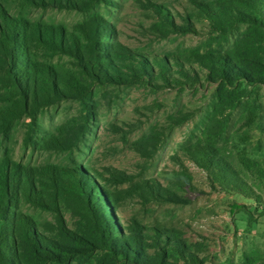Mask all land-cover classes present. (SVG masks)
<instances>
[{"label": "rangeland", "instance_id": "obj_1", "mask_svg": "<svg viewBox=\"0 0 264 264\" xmlns=\"http://www.w3.org/2000/svg\"><path fill=\"white\" fill-rule=\"evenodd\" d=\"M218 1L93 0L88 11L74 12L25 8L16 0H0L13 17L69 30L100 16L111 30L103 41L150 61L167 58L168 76L178 80L157 91L146 83L96 86L87 98L44 107L34 119L23 118L0 137V159L33 168L81 167L114 195L112 214L121 229L126 232L136 223L145 233H164L180 241L184 252L196 259L192 263L175 254L167 259L170 263L264 264V217L248 225L244 213H230L233 203L246 205L254 216L264 210V178L240 162L244 157L264 165V80L222 85L208 79L194 60L197 53H231L247 28L237 24L219 37L198 7ZM163 15L178 26L188 20L194 30L167 32L162 27L170 30V26ZM252 40L250 52L255 50L264 65V44ZM50 62L74 70L70 58L55 57ZM175 62L197 80L181 78ZM152 82L161 83L156 77ZM52 136L64 139L66 150L43 148ZM201 150L210 151L213 162L221 161L235 174L237 188L216 178L212 166L204 168ZM146 185L173 193L179 200H153L145 193L142 198L138 187ZM59 206L66 226L80 230L83 222L74 205L61 200ZM20 210L37 225L55 223L54 213L23 202ZM67 264L122 263L97 251Z\"/></svg>", "mask_w": 264, "mask_h": 264}, {"label": "trees", "instance_id": "obj_2", "mask_svg": "<svg viewBox=\"0 0 264 264\" xmlns=\"http://www.w3.org/2000/svg\"><path fill=\"white\" fill-rule=\"evenodd\" d=\"M25 8L86 12L93 0H16ZM200 16L209 21L219 37L239 24L247 28L228 54H194V60L207 78L222 85L258 84L264 80V65L252 51L253 40L264 44V0H221L214 4L198 3ZM170 33H187L194 29L188 20L175 25L168 15ZM111 30L100 16L93 15L72 30L62 26L32 23L13 17L0 4V137H6L12 126L23 118L34 119L36 113L61 102L87 98L92 87L130 86L146 83L157 91L169 85V62L165 57L150 61L147 57L108 45L104 40ZM250 45V46H249ZM55 57L73 60L74 70H63L50 61ZM154 64L158 72L154 73ZM179 76L189 82L197 76L175 62ZM158 78L161 83L152 82ZM64 139L49 137L42 147L66 150ZM204 168L212 166L216 178L237 188L235 174L221 161H212V153L201 150ZM200 162V161H199ZM241 165L264 178V165L248 158ZM120 181H125L121 177ZM153 200H179L175 194L139 186ZM141 192V193H140ZM74 205L83 226L69 229L63 221L60 201ZM55 214V223H37L20 210L21 203ZM114 195L100 187L81 167L54 165L33 168L7 157L0 159V264H67L77 258L102 251L112 261L122 264H173L167 261L177 254L195 262L192 253L184 252L180 241L161 232L145 233L138 224L120 228L112 209ZM244 213L247 224L264 217L256 216L244 204L233 203L230 213ZM154 249L148 253L147 249Z\"/></svg>", "mask_w": 264, "mask_h": 264}]
</instances>
